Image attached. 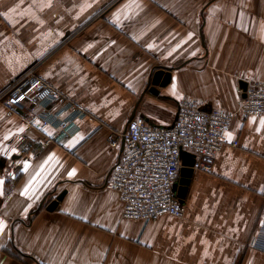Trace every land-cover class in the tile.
I'll return each mask as SVG.
<instances>
[{"label":"crops","instance_id":"obj_1","mask_svg":"<svg viewBox=\"0 0 264 264\" xmlns=\"http://www.w3.org/2000/svg\"><path fill=\"white\" fill-rule=\"evenodd\" d=\"M29 69L87 116L34 160L16 145L39 134L0 105V264H264V117L237 114L239 83L264 82V0H0V92ZM186 98L233 115L226 143L183 217L122 219L109 133L139 100L168 126Z\"/></svg>","mask_w":264,"mask_h":264},{"label":"built area","instance_id":"obj_2","mask_svg":"<svg viewBox=\"0 0 264 264\" xmlns=\"http://www.w3.org/2000/svg\"><path fill=\"white\" fill-rule=\"evenodd\" d=\"M238 92L241 99L237 114L242 120L264 117V82H246L245 91L239 87ZM0 105L7 116H18L39 134L35 139L23 136L16 145L19 154L31 155L34 160L49 146H61L74 136L79 131V120L87 116L33 69L0 92ZM232 117L186 98L177 102L174 119L168 126L151 123L137 112L124 134L109 133V147L117 148L124 142L105 182V187L119 197L122 219L148 223L162 216L183 217L184 204L175 188L182 154L194 159V171L209 173L215 156L226 143ZM231 145L237 147L238 143ZM252 244L264 252V244L259 245L255 239Z\"/></svg>","mask_w":264,"mask_h":264},{"label":"water","instance_id":"obj_3","mask_svg":"<svg viewBox=\"0 0 264 264\" xmlns=\"http://www.w3.org/2000/svg\"><path fill=\"white\" fill-rule=\"evenodd\" d=\"M170 71H171L170 69L164 68V69H159L156 72H154L149 78V82L147 84L145 92H149L150 94L157 96L159 93L157 90V87L164 88L169 83ZM239 87L243 91H245L246 83L240 82ZM145 92H144V94H145ZM139 101L134 106L131 114L129 115V117L125 123L124 129L122 131L123 134L126 131L128 123L134 118V116L137 113ZM123 144H124V142L122 140L121 141V147H120V153L123 150ZM181 164H182V167L180 169L179 180H178L177 184L175 185V188H176L177 197L181 201H184L186 193H187V189L189 186V181H190V178H191L192 173H193L192 166L194 164V159L191 158L186 153H183L182 157H181ZM63 196H64V193L59 195L53 202H51L47 207V211H53L56 208L58 202H60L62 200Z\"/></svg>","mask_w":264,"mask_h":264},{"label":"trees","instance_id":"obj_4","mask_svg":"<svg viewBox=\"0 0 264 264\" xmlns=\"http://www.w3.org/2000/svg\"><path fill=\"white\" fill-rule=\"evenodd\" d=\"M22 257V256H21Z\"/></svg>","mask_w":264,"mask_h":264}]
</instances>
